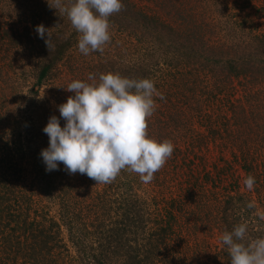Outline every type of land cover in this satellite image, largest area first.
<instances>
[{
	"label": "rangeland",
	"instance_id": "obj_1",
	"mask_svg": "<svg viewBox=\"0 0 264 264\" xmlns=\"http://www.w3.org/2000/svg\"><path fill=\"white\" fill-rule=\"evenodd\" d=\"M33 1L35 3V0H0V36H2L1 33H3L5 25L7 27L9 23L8 27L11 29L10 25L14 26L19 23L21 18H24L21 11L26 8V5H33ZM129 1L147 14L160 15L159 19L166 21L173 29L190 33L191 37H203L204 43L207 45L226 43L231 47L240 40L247 38L249 40V37L253 35H264V0ZM64 2L68 3V0H64ZM49 3H52V0H49ZM59 13L58 11V15ZM56 25L64 27L62 29L68 37H71L73 46L68 58L58 65L54 77L42 85L37 84V73H35L37 69L33 65L34 62L35 65H38L35 60L36 54L33 57L30 56L31 51L26 42L21 44L22 49H18L17 47H3V41L0 40V189H3L5 184L12 188L13 199L14 197L20 199V204L11 200L17 212H20L21 208L26 205H22L23 198L28 199V208L26 205L27 209H24L31 220H42L46 216L61 223L62 228L59 235L63 239V243L68 244L69 249L56 248L52 258L47 259L44 264H95L94 262L83 263L80 260L79 253L69 242L70 234L67 227L60 218L61 208L56 199L60 195L61 187L66 184L73 187L72 193L76 194L78 200L86 204L92 203L93 199L97 198V194L103 193L105 190H114L111 197L117 199H120L122 192L132 191L130 194L138 197L145 216L148 215L147 221L148 218L154 220L160 212L165 213L167 207H172L171 204L175 201L174 218L176 221L175 223L174 219L171 221L175 233L172 242H170L174 248L163 252L166 260L160 264H229V257L225 255L227 248L222 245L219 239L224 230L218 227L217 220L219 219L218 205H223L225 195L228 194L235 196L233 203L237 202L236 198L239 196L245 198L246 201L243 205L241 203L244 208H247V200L255 203L256 208L251 210L249 218L246 220L240 218L239 223H247V238H258L257 233L262 234L259 238H264V220H259L254 214L257 210L264 212V148L262 141L253 147L254 156H247L249 160L247 165L254 167V172L245 169L242 157L240 160L236 158L240 155L237 148L231 143L223 147H218L217 144L211 142L207 145H201L202 143L199 142L196 143L197 145L194 144V147L192 145L198 140L197 132H206L205 120L212 115L211 110L214 107L223 109L222 117L231 120L230 129L232 131L244 133L245 137H252L254 140L259 139L258 136L264 135L259 127L261 122H258L257 111L254 110L252 113L249 109L252 105L250 97L246 96L251 88L246 85L249 79L233 81L226 89V93L221 94V101H215V98L210 99L203 94L195 95L193 101L189 99L190 94L186 95L182 101H175L182 107L188 100L194 109H198L199 106L201 109L200 114H197L196 110L194 111L192 120L193 122L195 120V123L183 132L180 131L179 141H173L182 151L194 150L196 152L197 150L200 153L199 160L193 156L186 157L185 160L181 159L179 165L174 169L181 175L180 177L175 175L176 177H169L170 179L165 180L162 179L163 176H159L154 177L150 183H143L136 173L132 172L129 175L128 171L129 179L126 185L123 188L117 187L116 189L114 186V189H110L109 183L96 184L94 180L79 173L69 174L64 170V175L62 173L57 175L53 171H46L44 162L41 164V160L34 156L37 147L35 138L37 135L43 137L40 143L42 149L49 146V137L43 132V129L47 125V118L51 111L60 119L61 127L64 126L65 121L60 117L57 106L65 103L69 96L74 95L64 88L74 80L91 83L92 81L88 80V75L93 73L92 67L95 63L114 57L131 62L135 59L132 46H136L138 52H143L146 49V47L137 44L128 32H121L115 27L109 26L111 40L103 46V52H93L85 56L78 51V33L73 29L66 15L60 16ZM166 34V38L171 37V31H167ZM150 41L153 43L152 45L156 46L154 50L161 60L168 50L165 47L157 48L159 43L153 39H145L147 46ZM195 44L194 46H196ZM225 51L230 53V49ZM138 52L136 51V54ZM181 52L184 53V57L196 61L211 56L218 58L223 51H212L208 48L205 51L194 50L190 57L185 54L188 52H185V48H182ZM233 52L240 53L239 49H234ZM200 67L197 69L200 70ZM220 70L217 68V71ZM95 79L96 82H99V74H95ZM254 85V92L261 93V98L264 100V81H256ZM227 93L228 96H226ZM39 105L42 106L35 111L36 106ZM242 107H246V115L249 117L248 124L246 120V125L251 127L249 131H246L233 118L236 113L241 112L239 110ZM183 108L186 109L188 116H192L190 114L193 111L190 108H185V106ZM154 120V115H152L148 119L150 125L155 124ZM247 128L249 129L248 126ZM31 138L32 140H29ZM251 145L253 146V144ZM20 148L25 151L26 155L19 151ZM191 161L193 162L190 163ZM193 163L195 166L199 165L196 168L199 169L197 183L189 177L190 167H193ZM207 173H209L208 176H206ZM248 174L254 176L256 180L254 190L251 192L242 183ZM65 175L70 177H65ZM3 183L5 184L2 185ZM53 185L55 186L54 190ZM229 202H226L224 208L230 207ZM235 209L239 214L237 206ZM244 213L246 214L247 211L242 214ZM46 224L48 225V222ZM55 230L59 231V228L55 227ZM4 231L8 233L6 228ZM260 231L262 233H259ZM3 234L5 233L0 226V264H25L24 262L28 260V255L24 256L26 252L17 254L15 251L6 250L3 244L6 234L5 236ZM100 239V237L94 238V245L98 249H102L104 246V242H99ZM30 243L31 240L27 242V244ZM111 256L114 255L111 254ZM113 260L115 261V257ZM26 264L35 263L29 261ZM126 264H135V260L131 258Z\"/></svg>",
	"mask_w": 264,
	"mask_h": 264
},
{
	"label": "trees",
	"instance_id": "obj_2",
	"mask_svg": "<svg viewBox=\"0 0 264 264\" xmlns=\"http://www.w3.org/2000/svg\"><path fill=\"white\" fill-rule=\"evenodd\" d=\"M121 2L124 8L119 13L109 17V26L115 27L121 32H128L137 44L146 47V49L143 52H138V48L132 46L135 59L131 62H125L118 57H114L95 63L92 67V74L100 75L101 73L111 72L130 79L148 78L154 81L155 87L164 95L165 99L160 100L158 97H154L156 103H158L153 114L155 124L150 125L148 122L147 128L148 136L151 139L158 142L164 140H170L172 143L174 140L179 141L180 131L183 132L195 123V120L194 122L192 120L193 114L195 110L197 114H200V106L198 109H194V106L187 100L181 107L175 101L184 100L188 94H190L189 99L192 101L195 95L200 94L219 101L221 94L226 93V89L233 81L243 78L249 79L246 85L251 87L246 94L252 101L249 109L252 113H254V110L257 111L258 122H261L259 127L264 132V100L261 98V93L256 94L254 92V83L264 81V35H253L249 37V40L248 38L240 40L231 47L226 43L207 45L204 43L203 37H191L190 33L173 29L166 21L159 19L160 15L147 14L129 0H121ZM21 13L24 18H21L19 23L14 26L10 25L11 29L8 27L9 23L7 27L5 25L0 40L3 41V47H17L18 49H22L21 44L26 42L28 49L31 51L30 56L33 57L36 54L35 60H37L38 65H35V62L33 65L37 69L35 71L37 73V84L42 85L54 77L58 65L68 58L73 42L71 37L65 34L64 29H62L64 27L56 25L60 16L63 17V15L61 13L58 15V11L51 8L47 0H35L33 5H26ZM41 24L45 29L50 30L54 45L51 51L46 46L45 40L41 39L35 30L36 26ZM167 31H171V37L169 38H166ZM45 39H47V35H45ZM145 39H153L158 42L157 48L162 49L165 47L168 50L167 54L163 55L160 60L156 50H154L156 46L152 45L151 41L147 46ZM194 43H196V46H194ZM182 48H185V52L188 51L185 53L188 57H190L191 52L194 53V50L205 51L206 48L223 52L218 58L211 56L206 57L204 60L191 61L189 58L184 57V53L181 52ZM226 49H230V53L226 52ZM234 49H239L240 53L233 52ZM189 50L191 51L189 52ZM199 66H201L200 70L197 69ZM217 68L221 70L217 71ZM226 96H228V93ZM200 100L202 101V98ZM41 106H36L35 111ZM184 106L193 111L190 114L192 116H188L186 109L183 108ZM245 108L242 107L239 110L241 112L236 113L233 118L246 131H249L251 127L246 125V120L248 124L249 117L246 115ZM211 113L209 119L205 120L206 132H197L198 140L192 143L193 147L197 142L202 143L201 145H207L211 142L217 144L218 147L231 143L239 152L240 156L236 158L238 160L241 157L243 158L245 169L247 171L255 169L247 165L249 161L247 156H254L252 149L260 141H262L264 148V135L258 136L259 139L255 140L252 137H245L244 133L241 134L239 131L234 132L230 129L231 120L222 117L223 109L214 107ZM53 115L55 114L51 111L47 121ZM224 120L226 121L224 122ZM29 140H32V138ZM35 140L37 147L34 156L41 160L42 164L43 160L40 153L43 149L40 143L43 137L37 135ZM176 144L173 143V155L167 160L164 167L155 173L154 177L163 176L162 179L165 180L170 179L169 177H176L175 175L180 177L181 175L175 172L174 169L179 165L181 159L185 160L186 157L193 156L199 160V151H182ZM19 151L26 155L23 149L20 148ZM197 167L199 165L195 166L193 163V167H190L189 171L191 172L189 177L196 183L198 182L197 173L199 170L196 169ZM64 170V165L61 163L58 165V170H53V172L57 175L60 173L64 175ZM131 173L129 172V175ZM65 177L70 176L65 175ZM128 179V171L122 170L116 179L109 183L108 187L110 189H114V186H116V189L117 187L123 188ZM54 188L53 185V190ZM72 188L69 184L63 185L56 200L61 208L60 218L70 234L69 242L77 250L83 263L113 264L115 262L116 264H126L131 258L135 260V264L164 263L166 256L163 252L174 248L170 242H172L175 233L174 226L171 223L172 219H174V223L176 221L174 218L175 201L172 202V207H167L165 213L160 212L154 220L148 218L147 221L148 215L145 216L138 197L130 194L132 191L122 192L120 199H117L111 197L114 190H105L103 193H98L97 198L93 199L92 203L86 204L78 200L76 194L72 193ZM1 189L0 226L6 234V236L3 234L5 236L3 244L6 250L15 251L17 254L25 251L24 256L28 255L27 259L30 262L44 264L47 259L52 258L56 248L69 249L68 244L63 243V239L59 235L62 228L61 223L46 216L42 220H31L24 209L26 205L27 208L29 205V200L25 198H23L22 203V205L26 204L25 207H22L20 212L15 211L11 201L14 191L7 184L4 185L2 191ZM236 199L237 202L233 203L235 196L228 194L225 195L223 205H218V227L224 232L231 231L235 225L239 224L240 218L246 220L252 213L250 209L241 206V203L243 205L246 201L245 198L239 196ZM13 200L20 204V199L17 197H14ZM247 201L250 202V200ZM226 202H229V208H224ZM236 206L240 211L239 214L235 209ZM246 211V214H242ZM46 222H48V225ZM148 225H151V227H148ZM55 227L59 228V231L55 230ZM5 228L8 233L4 231ZM257 235L260 237L262 234L257 233ZM95 237H100L99 242H104L102 249H98L94 245ZM29 240H31V245L27 244ZM111 254L114 256L112 257ZM225 255L230 260L227 249H225ZM114 257L115 261L113 260ZM28 260L24 263L29 262Z\"/></svg>",
	"mask_w": 264,
	"mask_h": 264
},
{
	"label": "clouds",
	"instance_id": "obj_3",
	"mask_svg": "<svg viewBox=\"0 0 264 264\" xmlns=\"http://www.w3.org/2000/svg\"><path fill=\"white\" fill-rule=\"evenodd\" d=\"M49 6L66 15L78 33V51L85 56L103 52L111 40L109 17L124 8L121 0H52ZM35 30L51 51L50 30L42 24ZM88 80L92 82L74 80L64 88L74 94L57 106L64 126L53 115L43 129L49 137V146L40 153L46 171L58 170L62 163L69 174L79 173L104 184L127 170L150 183L174 152L170 140L158 142L147 133L148 119L157 107L154 97L163 100L164 95L148 78L130 79L109 72L101 73L99 82L90 73ZM242 183L251 192L256 180L248 174ZM246 207L252 210L256 205L248 202ZM254 214L264 220V212ZM247 232V223H239L219 237L230 264H264V238H247Z\"/></svg>",
	"mask_w": 264,
	"mask_h": 264
}]
</instances>
